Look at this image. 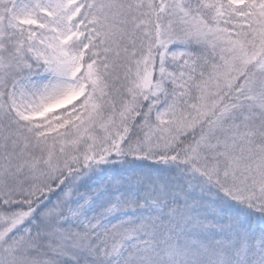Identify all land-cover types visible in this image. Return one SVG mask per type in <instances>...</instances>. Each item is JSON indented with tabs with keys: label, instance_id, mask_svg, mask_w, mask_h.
I'll return each mask as SVG.
<instances>
[{
	"label": "snow or ice",
	"instance_id": "1",
	"mask_svg": "<svg viewBox=\"0 0 264 264\" xmlns=\"http://www.w3.org/2000/svg\"><path fill=\"white\" fill-rule=\"evenodd\" d=\"M0 264H264V0H0Z\"/></svg>",
	"mask_w": 264,
	"mask_h": 264
}]
</instances>
